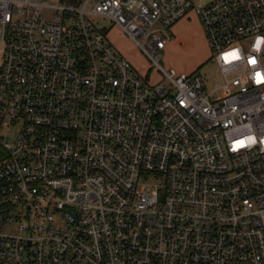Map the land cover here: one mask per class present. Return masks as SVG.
<instances>
[{"label": "built area", "instance_id": "1", "mask_svg": "<svg viewBox=\"0 0 264 264\" xmlns=\"http://www.w3.org/2000/svg\"><path fill=\"white\" fill-rule=\"evenodd\" d=\"M48 1L0 0V264H264V0ZM190 15L213 89L160 65Z\"/></svg>", "mask_w": 264, "mask_h": 264}, {"label": "rangeland", "instance_id": "2", "mask_svg": "<svg viewBox=\"0 0 264 264\" xmlns=\"http://www.w3.org/2000/svg\"><path fill=\"white\" fill-rule=\"evenodd\" d=\"M50 5L57 4V0H49ZM49 15V14H48ZM47 15V16H48ZM94 22L97 27H105L110 29L107 37L110 44L120 52L142 75L148 72V61L138 51L133 43H131L119 30L104 18H95ZM173 33L168 31L170 42L166 45L160 65L164 68H172L176 71H184L183 73H198L207 80L208 89H213L216 84H222V77L218 72L215 61L211 58L212 54L208 49L200 23L193 16L176 25ZM151 82L158 81V76L153 71L149 73ZM19 125L9 126L6 123L0 128V136L4 142L12 144L18 134ZM150 185L151 181L148 182Z\"/></svg>", "mask_w": 264, "mask_h": 264}, {"label": "crops", "instance_id": "3", "mask_svg": "<svg viewBox=\"0 0 264 264\" xmlns=\"http://www.w3.org/2000/svg\"><path fill=\"white\" fill-rule=\"evenodd\" d=\"M192 16H193L194 18H196L194 15H190V17H189L188 19H184V20L180 21L179 23H177L176 25H178V24H180V23H182V22H186V20H189ZM196 20H197V18H196ZM176 25H175V26H176ZM175 26H174V27H175ZM174 27H173V28H174ZM171 32L173 33V30H172ZM177 71H178V70H177ZM179 72H184V71H179ZM185 73H186V72H185Z\"/></svg>", "mask_w": 264, "mask_h": 264}, {"label": "trees", "instance_id": "4", "mask_svg": "<svg viewBox=\"0 0 264 264\" xmlns=\"http://www.w3.org/2000/svg\"><path fill=\"white\" fill-rule=\"evenodd\" d=\"M5 156V154H4V152H2V150H0V158L2 157H4Z\"/></svg>", "mask_w": 264, "mask_h": 264}]
</instances>
